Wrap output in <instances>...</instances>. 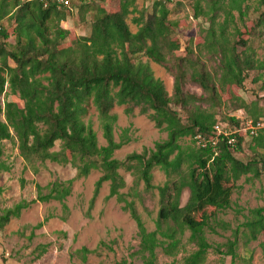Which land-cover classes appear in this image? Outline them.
Instances as JSON below:
<instances>
[{
	"label": "trees",
	"instance_id": "trees-1",
	"mask_svg": "<svg viewBox=\"0 0 264 264\" xmlns=\"http://www.w3.org/2000/svg\"><path fill=\"white\" fill-rule=\"evenodd\" d=\"M136 1L118 0L115 10L109 6L111 0L82 2L78 6L82 20L85 13H91L89 34L72 37L70 30L60 25L69 16L71 0L69 6L51 1L44 6L42 0H0V97L7 84L10 94L20 101L4 100L0 105V142L16 141L24 168L32 173H38L46 162L75 169L71 180L36 184L33 202L57 201L66 210L73 181L92 171L100 173L88 211L103 183L108 182L105 199L115 197L122 210L129 212L139 241L131 260L122 258L113 264H157L158 249L174 257L186 232V242L196 249L182 264H202L210 248L231 256L229 264H237L239 242L245 247L251 241H258L264 262V205L249 209L235 228L216 216L230 207L231 187L241 176L259 178L264 173V168H259L264 155L257 151H264V129L257 120L262 113L253 109V119L243 122L226 116L229 124L217 119V108H248L233 88H243L252 71L257 72L253 81H260L264 91V57L258 56L261 46H255V41H264V0H195L194 18H205L207 26L195 44L190 38L185 45L176 37L179 21L170 18L168 4L172 0H154L150 12L144 8L138 11ZM135 13L133 32L127 20ZM251 14L254 18H249ZM4 18L7 26L2 24ZM249 20L251 26L246 28ZM10 36L14 38L11 44ZM140 57L160 65L173 77L170 95ZM189 85L199 88L200 95L190 92ZM88 105L96 110L106 141L103 146L98 145L91 122L84 121ZM115 106H124L126 114L137 110L165 132L166 138L123 160L114 158V152L130 142L127 128L117 141L114 137ZM244 136L252 139L254 152L245 161L235 155L242 149ZM186 137L195 149H183L180 141ZM56 142L59 148L55 151ZM1 155L0 148V171H5L8 167ZM121 169L130 172L134 185L142 183L143 192L157 190L153 230L146 228L133 200L120 192L125 187ZM154 169L167 177L163 184H153ZM185 189L189 196L181 205ZM28 206L22 200L4 209L0 230ZM217 228L230 230L231 238L212 245L206 233H218ZM42 248L36 257L45 251ZM91 252L86 247L76 251L82 262ZM246 252L249 255L240 260L250 264L251 250Z\"/></svg>",
	"mask_w": 264,
	"mask_h": 264
},
{
	"label": "rangeland",
	"instance_id": "rangeland-1",
	"mask_svg": "<svg viewBox=\"0 0 264 264\" xmlns=\"http://www.w3.org/2000/svg\"><path fill=\"white\" fill-rule=\"evenodd\" d=\"M154 0H137V10L145 9L150 12ZM82 2L88 0H71L69 16L60 25L69 29L72 37L87 36L89 34V23L91 13L84 14V20L78 9ZM181 6H178V3ZM195 0H172L168 7L171 10L170 18L177 19L180 27L176 31V37L185 45L188 39L192 38L193 44L197 42L202 28L207 26L204 19L194 18ZM204 5V2H201ZM118 0H111V9H116ZM138 14L129 15L128 24L131 31L136 30L132 23V17ZM237 17V13H234ZM249 18H254L251 14ZM4 26L8 25L6 18L2 20ZM240 25V23H237ZM250 28V20L245 24ZM14 38L10 36L8 42L13 43ZM258 56L264 57V41H255ZM143 62L148 63L155 78L162 81L165 90L170 95L173 88V77L160 65L140 57ZM257 72L252 71L246 79L243 88H233V92L239 95L248 108L238 110H225L223 107L217 108L218 122L229 124L226 116H234L241 122L253 119L250 115L253 109L261 112L257 118L264 129V91L260 88V81L254 82L253 78ZM190 92L200 95V89L194 85L186 87ZM227 97V96H226ZM225 97V98H226ZM4 100L15 101L20 104L16 95H12L5 84L4 93L0 97V105ZM112 113L116 114L117 121L114 128L116 141L122 130L127 128L130 142L116 150L113 157L123 160L126 155L137 152L143 148H153L156 141L166 138V133L157 129L154 124L144 115H139L137 110L133 114H126L124 106H115ZM85 122H91L96 133L99 146L106 144L102 136L100 121L96 110L92 105H88ZM259 134V133H258ZM264 135V132H263ZM183 149H195L196 146L189 137L180 141ZM252 139L243 137L242 149L235 155L241 160H248L254 155L250 145ZM2 151L1 160L8 167L5 171H0V214L4 209L13 207L16 203L24 200L29 206L22 209L17 218H10L9 222L0 230V264H113L122 258L131 260V254L138 245L137 228L135 221L130 217L128 211H123L115 197L106 200L109 193V183L105 182L101 186L98 196L94 200L93 206L89 209L90 200L93 195L94 185L99 178L98 171H92L86 178L75 180L72 183L71 194L65 200L67 209L57 201L38 202L33 200L36 197L35 185L44 186L54 179L62 181L71 180L75 176V169L69 165H60L46 162L44 168L38 173H32L24 168V161L19 156L17 143L14 140H3L0 142ZM59 142L55 143L53 150H58ZM258 153L264 155L263 150ZM264 168L260 164L259 168ZM125 181V187L120 190L126 195L128 201L133 200L134 207L140 215L148 230L154 229L156 212L158 210V192L154 189L150 193L143 192V185H134V177L130 172L119 170ZM167 177L159 169L153 170V184L161 185ZM231 205L229 208L218 211L217 218L220 221L228 222L231 228L241 224L248 210L264 205V173L259 178H252L249 175L241 176L232 185ZM189 192L185 189L181 195L180 204L184 205L188 199ZM89 212V213H88ZM218 233L207 231L206 237L210 244H221L230 237V230L217 228ZM188 232L182 239V247L176 256L170 257L157 250V264H182L183 258L194 251L196 247L186 242ZM231 238V237H230ZM44 246V252L36 255ZM81 247H86L90 251L85 262H82L79 254L76 253ZM251 250L250 264H264L258 241H251L245 247L239 242L237 247V264H243L240 257L248 256ZM36 257V258H35ZM231 256L220 255L213 248L208 249L202 264H229ZM136 263L139 261L134 260Z\"/></svg>",
	"mask_w": 264,
	"mask_h": 264
},
{
	"label": "built area",
	"instance_id": "built-area-1",
	"mask_svg": "<svg viewBox=\"0 0 264 264\" xmlns=\"http://www.w3.org/2000/svg\"><path fill=\"white\" fill-rule=\"evenodd\" d=\"M42 1L44 3V6H46L49 1L61 4L64 6H69V4H70V0H42ZM216 128L218 129L217 133L219 134L221 132V130L218 127H216Z\"/></svg>",
	"mask_w": 264,
	"mask_h": 264
}]
</instances>
